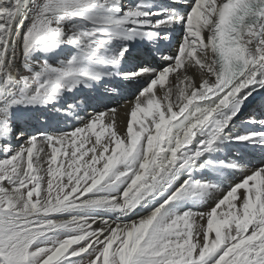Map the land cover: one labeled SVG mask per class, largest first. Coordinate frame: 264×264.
Returning a JSON list of instances; mask_svg holds the SVG:
<instances>
[{"label": "snow or ice", "instance_id": "snow-or-ice-1", "mask_svg": "<svg viewBox=\"0 0 264 264\" xmlns=\"http://www.w3.org/2000/svg\"><path fill=\"white\" fill-rule=\"evenodd\" d=\"M262 93L264 0H0V264H264Z\"/></svg>", "mask_w": 264, "mask_h": 264}, {"label": "bare ground", "instance_id": "bare-ground-1", "mask_svg": "<svg viewBox=\"0 0 264 264\" xmlns=\"http://www.w3.org/2000/svg\"><path fill=\"white\" fill-rule=\"evenodd\" d=\"M176 39H178V33H174L172 42L173 46L172 44L165 46V50L169 53L175 50L174 44ZM133 53L135 59L126 65V68H131L137 63H150L153 66L160 65V61L154 55H152L151 48L143 42L137 43L133 49ZM113 83L119 86V92L117 94H112L110 96L102 95L103 88H101L99 91L94 92L81 90L77 92L76 95L89 98V111H91V107H96L98 109H102L104 106L117 107L119 110L117 124L123 129L126 128L127 119L124 106L132 100L135 86L120 85L118 81H113ZM72 99V94H67L65 97L67 102H71ZM261 103H264V93L256 98L253 105H249V107L243 109L242 116L248 115L249 113H254L255 108ZM41 121H46L50 130H70L74 126H79L77 121H63L59 117V114L50 113L46 109L21 110L16 117L15 125L17 128H24L27 131H34L42 126ZM237 123H239V121H237ZM241 155H243L246 160H249L252 165H258L261 160H264V153L260 152L259 150L244 149L241 151ZM231 178V175H229V179Z\"/></svg>", "mask_w": 264, "mask_h": 264}]
</instances>
